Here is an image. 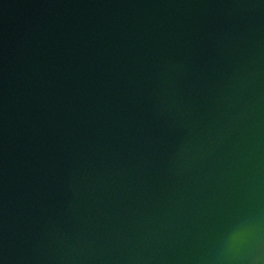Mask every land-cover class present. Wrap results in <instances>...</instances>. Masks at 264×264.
<instances>
[{
  "label": "water",
  "instance_id": "obj_1",
  "mask_svg": "<svg viewBox=\"0 0 264 264\" xmlns=\"http://www.w3.org/2000/svg\"><path fill=\"white\" fill-rule=\"evenodd\" d=\"M254 261L264 0H0V264Z\"/></svg>",
  "mask_w": 264,
  "mask_h": 264
},
{
  "label": "clouds",
  "instance_id": "obj_2",
  "mask_svg": "<svg viewBox=\"0 0 264 264\" xmlns=\"http://www.w3.org/2000/svg\"><path fill=\"white\" fill-rule=\"evenodd\" d=\"M256 261H259V257H256ZM254 264H255V261H254Z\"/></svg>",
  "mask_w": 264,
  "mask_h": 264
}]
</instances>
